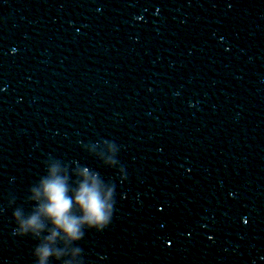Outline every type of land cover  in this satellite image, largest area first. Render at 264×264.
Here are the masks:
<instances>
[{
  "label": "clouds",
  "instance_id": "obj_1",
  "mask_svg": "<svg viewBox=\"0 0 264 264\" xmlns=\"http://www.w3.org/2000/svg\"><path fill=\"white\" fill-rule=\"evenodd\" d=\"M69 191L66 181L58 176L53 175L51 179L43 180L42 192L37 191V196L43 195L47 202L39 207L37 214L22 222V230L26 232L29 229L33 231L40 229L42 227L41 216L51 220L55 228L64 231L74 239H79L80 227L84 223L89 226L102 227L107 219L106 205L96 188L82 183L75 191L74 198L69 195ZM74 205L83 212L82 217L72 214ZM54 236L55 233H53ZM37 251L41 256L40 264H44V260L50 255L49 249L42 247Z\"/></svg>",
  "mask_w": 264,
  "mask_h": 264
}]
</instances>
